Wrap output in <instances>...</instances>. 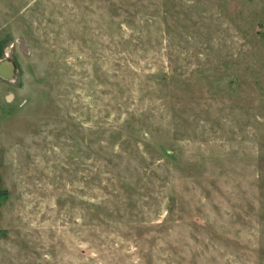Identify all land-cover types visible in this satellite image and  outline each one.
<instances>
[{
	"label": "rangeland",
	"instance_id": "obj_1",
	"mask_svg": "<svg viewBox=\"0 0 264 264\" xmlns=\"http://www.w3.org/2000/svg\"><path fill=\"white\" fill-rule=\"evenodd\" d=\"M0 264H264V0H0Z\"/></svg>",
	"mask_w": 264,
	"mask_h": 264
},
{
	"label": "water",
	"instance_id": "obj_2",
	"mask_svg": "<svg viewBox=\"0 0 264 264\" xmlns=\"http://www.w3.org/2000/svg\"><path fill=\"white\" fill-rule=\"evenodd\" d=\"M0 75L9 78L10 77V63L3 62L0 67Z\"/></svg>",
	"mask_w": 264,
	"mask_h": 264
}]
</instances>
